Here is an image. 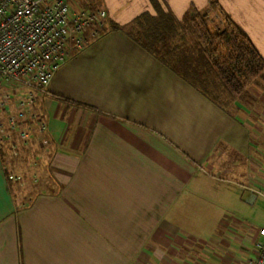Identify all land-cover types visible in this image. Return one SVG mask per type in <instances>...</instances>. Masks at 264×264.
Listing matches in <instances>:
<instances>
[{
	"label": "crops",
	"instance_id": "0c3cea01",
	"mask_svg": "<svg viewBox=\"0 0 264 264\" xmlns=\"http://www.w3.org/2000/svg\"><path fill=\"white\" fill-rule=\"evenodd\" d=\"M160 1L178 19L193 9L229 18L264 59V0ZM69 3L111 24L71 52L39 100L46 129L33 136L49 176L27 205L0 147V264L224 261L233 232L230 245L211 237L226 194L264 184V73L230 111L128 34L152 0Z\"/></svg>",
	"mask_w": 264,
	"mask_h": 264
},
{
	"label": "built area",
	"instance_id": "2783aa9c",
	"mask_svg": "<svg viewBox=\"0 0 264 264\" xmlns=\"http://www.w3.org/2000/svg\"><path fill=\"white\" fill-rule=\"evenodd\" d=\"M105 19L102 9L72 11L69 0H0V147L46 129L40 98L71 52L94 36L88 29ZM258 236L250 264H264V228Z\"/></svg>",
	"mask_w": 264,
	"mask_h": 264
},
{
	"label": "rangeland",
	"instance_id": "374dc122",
	"mask_svg": "<svg viewBox=\"0 0 264 264\" xmlns=\"http://www.w3.org/2000/svg\"><path fill=\"white\" fill-rule=\"evenodd\" d=\"M223 19L224 18L221 19L216 17L214 13L210 15L206 10H190L181 21V29L184 33V35H182L183 41L190 47H192V45L194 46L198 38V31L201 30L200 28L204 30L214 29V31H216L224 26ZM127 30L135 38L145 42V38L142 35L143 30L138 25L133 24L129 26ZM180 35L181 32L178 33L179 37ZM152 48L159 55L168 58L170 63L173 65L175 64L174 54L170 50V53H168L167 49H164L161 45H156ZM262 75L258 79H260ZM190 78L196 82L200 88L204 89L208 94L224 104L230 111H236L238 103L245 100L249 94L246 93L247 95L245 94L243 99L233 97L223 89L218 82L217 84L212 82L211 79L214 78V75H210L211 79H205V82L202 81L203 79L200 80L195 77ZM33 135L34 134L30 135L26 139L27 141L16 135L13 140L14 144H10V142H4L2 144L3 147L11 150H9L10 153L8 152L5 156L6 168L14 195L22 205L29 204L33 196L46 189L42 179L43 176H49L46 165L47 161H43L42 157L38 155L42 149L40 150L38 140L34 138ZM42 141L45 142V140ZM260 161L262 162V160ZM260 181L264 183V178L261 177ZM254 186L256 187V193L253 197L249 189H241L239 186L236 187L241 190L238 194H226L229 201H226L221 209V212L225 210V214L223 215L224 219L221 220V225L212 234L211 238L219 236L222 243L230 245V243L226 242L224 239L231 236L233 232L231 237L234 238L235 236V238L232 242L233 245L231 246V250L237 260L229 259L232 257V254H230L231 256L228 255V258L224 259V261L220 259L217 264H250L249 261L254 259V241L257 237L259 238V229L264 228V184L259 183Z\"/></svg>",
	"mask_w": 264,
	"mask_h": 264
},
{
	"label": "trees",
	"instance_id": "16d2710c",
	"mask_svg": "<svg viewBox=\"0 0 264 264\" xmlns=\"http://www.w3.org/2000/svg\"><path fill=\"white\" fill-rule=\"evenodd\" d=\"M152 6L153 12L141 14L131 24H136L143 30L145 42L135 38L129 31L128 34L214 102L224 106L190 77L203 79L205 82V79H211L210 75H214L211 79L214 84L218 82L233 97L243 99L250 86L264 73V59L247 34L229 18L224 17V26L216 31L199 27L201 30L198 31L197 41L190 47L182 39V19L176 18L160 0H152ZM107 24L111 23L105 19L102 25L89 28L88 34L94 32L90 39L104 33L108 29ZM156 45H161L168 53L170 50L174 54V65L152 48Z\"/></svg>",
	"mask_w": 264,
	"mask_h": 264
}]
</instances>
